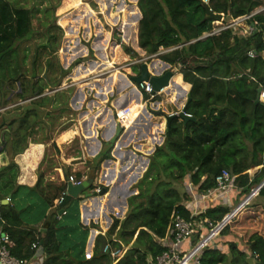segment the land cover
Returning a JSON list of instances; mask_svg holds the SVG:
<instances>
[{
	"label": "trees",
	"instance_id": "1",
	"mask_svg": "<svg viewBox=\"0 0 264 264\" xmlns=\"http://www.w3.org/2000/svg\"><path fill=\"white\" fill-rule=\"evenodd\" d=\"M137 1L141 13L136 25L138 45L147 56L156 55L171 66L168 70L181 73L183 80L191 84V99L186 111L193 119L176 116L164 134L155 136L156 149L136 186L139 192L128 198L125 218H115L110 229L104 235L99 234L94 254L87 258L85 249L91 255L99 232L90 230L97 227L95 223L87 226L81 222L80 202L84 197L75 198L63 207L55 204L67 191L70 170L63 167L66 180L59 184L46 180V174L41 171L34 186L17 182L20 168L15 157L27 149L41 123L49 125L57 118L49 108L63 110L68 102L64 91L44 94V84L26 75L18 43L33 35L29 11L14 7L8 0H0V91L14 88L18 98L30 100L0 114V131H4L0 146L10 158L0 168V200L11 195L8 204H0V221L3 231L12 240L11 253L18 258L31 262L36 259L38 264H156L157 257L167 249L163 241L172 237V221L177 216L217 223L231 211L219 203L195 215L187 204L191 199L188 190L183 192L176 183L191 182L199 192L209 193L217 187V176L227 169L232 185L241 188L242 194H249L264 180V100L258 101L260 89L264 90V10L248 20L255 27L249 35L237 26L204 37L214 29L208 7L213 12L224 13L226 18H235L251 14L262 2ZM138 56L133 48L119 46L115 63L122 65ZM143 63L149 64L148 61ZM143 63L133 66L132 75L140 72ZM158 64L157 60L149 67L158 70ZM48 65V70L57 75L54 63L50 61ZM67 73L64 69L60 74L63 77ZM61 80L55 79V85H60ZM185 90L177 76L164 91L172 92L173 101L181 104ZM8 95H4L0 106L8 105ZM159 99L157 95L148 97L151 102ZM141 107L139 102L137 112ZM134 114L121 112L120 120L128 129L134 126ZM165 123L164 120L161 124L153 122L151 130L162 131ZM94 134L93 131L92 137ZM104 142L90 161L95 171L104 160L113 158L114 143ZM146 162L145 158L130 159L120 164V170L116 171L120 173L124 166V170L134 175L146 166ZM260 166L251 177L249 170ZM115 174V170L107 166L105 177L108 179ZM85 175L75 174L77 179ZM89 188H95L94 184ZM117 190L116 187L110 190L103 203L92 199L83 207L84 220L91 218L98 209L102 210L105 226L111 223L110 213L122 216L127 207L115 199ZM257 197H264V186ZM61 211L65 213L60 215ZM221 235L235 238L227 242V250L215 245ZM35 242L38 249L32 248ZM240 243L246 248H241ZM107 244L119 249V256L114 258L110 251L105 252ZM200 262L264 264V204L260 201L247 204L203 250Z\"/></svg>",
	"mask_w": 264,
	"mask_h": 264
},
{
	"label": "rangeland",
	"instance_id": "2",
	"mask_svg": "<svg viewBox=\"0 0 264 264\" xmlns=\"http://www.w3.org/2000/svg\"><path fill=\"white\" fill-rule=\"evenodd\" d=\"M8 1L14 7L28 10L32 22V37L18 43L26 75L28 77L33 76L39 80V83L44 84L46 87L44 94H55L64 91L66 93L65 101L68 102L67 108L63 110H54L50 107L51 113L57 116V118H54L49 125L45 122L41 123L40 127H38L37 131L31 137L32 141L41 140L49 144L40 164L39 171L50 175L51 173H55L53 170L54 167L64 164L65 167L70 170L71 175L82 172L85 173L86 178H88L93 170L90 163L92 153L96 151V147L101 148V145L102 147L104 146L105 139L103 138V134H106L105 131L108 126L117 124L118 112L129 113L131 111L135 113L133 115L135 124H142L140 119L141 111L137 112L140 102L138 97L141 96V102H144L148 98L147 96H143V91L139 88L137 83L131 80L132 74L134 73L133 66L140 64L134 62L141 60H143V62L148 61L150 66L157 60L161 61L156 56H147L138 45L136 25H138L141 16L137 4L138 1ZM260 1L262 5L257 9L264 8V0ZM205 2L210 3V0H205ZM224 18H226L225 15ZM226 19L228 21L214 20V30L221 28L232 18L229 17ZM250 26L248 21H244L240 23L239 27L243 30L245 35H249L250 32H252ZM51 41L53 42L52 45L50 44ZM119 46L131 47L139 56L130 58L129 61L122 65H117L115 60L117 57V48ZM50 61L54 63V69H57V75L51 72V70H48V63ZM161 66L162 63L160 62L158 67ZM64 69L67 70L68 73L62 77L60 73ZM55 79H62L60 82L61 84L55 85ZM11 89L7 97L9 103L5 106L6 109L9 108L12 110L13 106L29 103L30 100L25 101L16 96L17 89ZM0 93L5 95L3 90H1ZM159 96V103L154 104L152 108L165 111L164 106L168 110H170V106H174L172 105L174 102L171 93L165 91L160 93ZM130 100L132 103L129 102ZM183 100L187 101L188 96H184ZM261 101H263L262 98ZM165 102H167L166 105ZM183 105L184 102L183 104H179L180 110L176 111L180 112ZM5 110L1 109L0 114L5 112ZM45 119L46 121L48 120L47 117ZM157 120H159V118H157ZM162 120L164 119L162 118ZM118 128L119 127H117V130ZM93 131L95 133L94 137H92ZM119 135L120 134H115L113 136L117 137V139L111 148V155L114 148L118 147L117 142ZM93 139H95V141H93ZM107 146L108 145L105 147ZM148 158L146 166L137 174L142 176L136 177L135 182L131 185V191H129V193L117 192L118 199L122 198L123 200L126 196L129 198L131 195H135L139 192L136 186L148 169L150 156H148ZM112 159L115 161L118 160L115 157ZM80 163L81 165L79 166ZM100 167L101 164L99 168ZM260 168L261 166L250 169V176L253 177ZM96 175L95 171L94 177H96ZM53 182L56 184L60 183L58 179H55ZM176 184L183 192L188 190L187 192L191 199L187 204L194 209L195 212L201 209L205 210L208 207L207 205L201 208L194 206L197 202L202 203L205 199L209 201V206L221 202L224 207L233 210L237 208L243 200L248 198L249 194L260 185L255 186L249 194H242L241 189L237 186H233L234 189L232 187L230 191L227 189L225 191L226 193L218 194L215 190L211 191V193H201L195 185L187 181L183 184ZM94 186L95 188L91 189L89 186L81 197H84L87 192L99 195L100 193L96 190L100 189V186L97 184H94ZM108 192L106 191L105 194L102 195L107 196ZM227 193L231 200L230 203L224 202ZM102 195L100 196L101 200L103 197ZM257 196L258 195L255 194L249 198L247 202L253 203L254 201H260L264 204V197ZM117 198L115 199L118 200ZM84 200L85 198H83L82 202H84ZM121 202L123 201H120V204H122ZM110 216L112 217V223L108 225V230L112 226L115 218L123 220L126 215L124 213L122 216L113 214H110ZM96 220V218H93L90 224L97 221L98 223H95L96 225L101 223L99 220ZM98 236L97 234L94 240V246H96ZM227 236L221 235L217 241L218 243L216 242L215 245H219L221 248L227 250V242L235 239L234 236ZM113 237H115V235ZM240 247L246 248L245 245L241 243ZM85 255L86 257L88 256L86 249Z\"/></svg>",
	"mask_w": 264,
	"mask_h": 264
},
{
	"label": "crops",
	"instance_id": "3",
	"mask_svg": "<svg viewBox=\"0 0 264 264\" xmlns=\"http://www.w3.org/2000/svg\"><path fill=\"white\" fill-rule=\"evenodd\" d=\"M160 62L162 63V66L159 67L158 70H153V69H151L149 67L150 71L153 74H155V75H161V74H163L165 71H167L171 67L169 64H167L165 62H162V61H160ZM177 76L180 77V81H182L184 83L185 87H186L185 93L183 95V99H184V96H188V94L191 91V84L186 83L183 80V75L181 73H179V72L174 74V76L170 80L169 86L165 87L164 90H166L167 88L170 87V84L173 83V79L175 77H177ZM164 90L162 92H165ZM9 91H10V89L8 87H6L5 96L8 95ZM166 92L172 94V92H170V91H166ZM142 94H143L144 97H146L144 95V93H142ZM159 95H157V96H159ZM5 96L3 95V93H0V103L4 100ZM148 97H149V95L147 94V98ZM141 99H142L141 96L138 97V100L140 101V104L142 105V108L140 109V111H141L140 112L141 113L140 119H141V123L142 124L141 125H136L135 122H134V124H133L134 126L131 129H128V127H127L126 129L124 128V129L121 130L120 135L118 136V142H117V145H118L119 142H121V144L119 145L120 148H118V147L114 148V150L112 152L113 157L117 158L118 160L117 161H115L114 159H106V160H104L101 163V167L98 170H96V174L97 175L95 177L94 183H92V184L99 185L100 188H102V190H106L107 192L112 190L114 187H116V189L118 188V190L115 193L116 196L118 194L117 192H120V193L128 192L129 193V191H131V189H130L131 185L135 182L136 177L139 176L137 174L140 173V172H137L136 174L132 175L130 171L124 170L125 169L124 166L122 167V171L123 172L121 171L120 173H118L117 171L120 170L119 167H121V165H124L125 162L127 160H130V159L138 160L140 158H145L146 160H148L149 159L148 156H151L154 153L155 149H156V144H155V141H154L155 136L157 134H159V136L164 134L166 129H167V127H168L167 126L166 116L167 115H171V114H175L176 112H178L176 110H180V106L177 103V100L173 101L174 104H172V105H174V106H170V110H168L164 106V110L166 111L165 112L163 110L159 111V110H155V108H152L154 104L159 103V100L154 101V102H148V99H146L144 102L143 101L141 102ZM177 99H178V96H177ZM185 101L186 100H183L184 105L187 102V101L186 102ZM129 102L132 103L131 100ZM183 102H182V104H183ZM166 104H167V102H165V105ZM174 107H175V109H174ZM4 108L5 107L0 106V110L1 109L5 110L6 108L5 109ZM161 116H163V117H161ZM157 118H159V120H157ZM162 118L164 119V121H166L165 128L162 131L157 130L158 128H155V130H153V129L151 130V123L156 122V124L157 123L161 124V122L163 121ZM117 127H119L118 123L116 125H113V126H112V124L110 126H108L106 131H105L106 134H103V138L105 140H112L114 138L113 136L115 134H117ZM142 133L145 134L146 138L145 137L144 138L141 137ZM3 134H4V131H1L0 142H2ZM152 138H153V140H152ZM139 139H141L142 141H138ZM93 141H95V139H93ZM47 147H49V144L44 143V141H41V140L32 141L31 138H30L29 145H28L27 149L23 153H20V154H18L15 157V161L19 165V168H20L19 176H18V179H17V182L19 184L27 185V186H34L37 183L39 172H40L39 171V167H40V164H41V162L43 160V157L45 155ZM101 148H102V145H101ZM101 148H97V147L95 148L96 151L94 153H92V158L98 154V152L101 150ZM9 160H10L9 156L7 155L6 152L3 151V146L1 145L0 146V168L2 166L6 165L9 162ZM81 163L79 164V166L81 165ZM108 163H110V164H108ZM109 165H110V167L112 169L115 170V173H117V174H115L113 176H110L107 179L105 177V172H106L107 166H109ZM64 166L65 165L62 164V165H57L56 167H54L53 170H54L55 173H53V174L49 173L50 175L46 174V180L54 181L55 179H58L60 182L66 180V176H65V173H64V170H63ZM75 169H77V168H75ZM141 176L142 175H140L139 177H141ZM115 181L117 182V184H115L116 183ZM123 182H125L126 184H124L122 186ZM233 186L234 185H232L230 188H228V191L232 190L231 188ZM234 187H233V189H234ZM225 191L226 190L218 191L217 193L218 194H223ZM101 195H102L101 193L99 195H94L92 193V196L88 197L86 195V193H85L84 202H82V201L80 202L81 222L84 225L90 224V222L92 221L93 218L94 219L96 218L97 220H99L101 222V223H99L100 226L98 224L97 227L90 229V230H92V229L97 230L99 232L98 235L99 234H103L104 235L107 232V230H108L107 229L108 226H105L104 222H103L102 210H100V209L96 210L94 212V215L91 218H89V219H87L85 221L83 216H82V209H83V207H86V205H88L92 199L95 200L96 202H97V199H98L99 203H103V201H106L107 196L102 195L103 197H102V200H101V197H100ZM225 197L226 198L224 199V202L230 203L231 200H230V198L228 196V193H227V195H225ZM206 200L207 199L203 200V202H202L203 204L200 203V202H197V204H195L194 206L198 207V208H201V207L207 205L209 207L210 203H209L208 200L207 201ZM120 201H123V202H121L122 203L121 205H126V207H127L126 212H125V215H126L127 211H128V197L127 196L124 197L123 200H122V198H119L117 200V202H120ZM9 202H10V200H9ZM215 204H217V203H215ZM191 206H192V204H191ZM191 210L193 211V213L197 212V214L199 212H203L204 211L203 209H201V210L195 212L194 209H192V208H191ZM110 214L117 215L116 213H110ZM110 214H109V217L111 219L112 217L110 216ZM95 223H98V221L95 222ZM111 223H110V225H111ZM89 235H90V233H89ZM191 244H192L191 242H185L183 244V248L186 249ZM86 247H87V245H86ZM94 249H95V246L93 244L91 256L88 255L87 258H91L93 256ZM38 263H39V261H37L36 259L33 261V264H38Z\"/></svg>",
	"mask_w": 264,
	"mask_h": 264
},
{
	"label": "built area",
	"instance_id": "4",
	"mask_svg": "<svg viewBox=\"0 0 264 264\" xmlns=\"http://www.w3.org/2000/svg\"><path fill=\"white\" fill-rule=\"evenodd\" d=\"M262 9H255L251 14L243 15L239 17L232 18L229 20L227 24L222 26L219 29H213L210 33H205L204 37L220 34L222 31L230 28L239 27L241 22L248 21L254 15L263 11ZM223 21H226L224 18ZM228 21V20H227ZM251 25V24H250ZM251 30H254V25L250 26ZM251 33V32H250ZM156 56V55H153ZM141 61H136L134 63H141ZM139 88L149 95V98H153L156 95L162 93V91H154L152 85L149 82H142L137 84ZM259 98L264 100V90L260 89ZM148 102H151L148 100ZM179 112H176L177 114ZM187 115L192 116L190 113L186 112ZM121 112H118V126L122 129H126L127 126L120 120ZM86 178V176L81 179H77L75 175H70L68 177V181L72 182L74 185L81 184ZM217 187L214 189L215 191H224L232 186V176L231 173L227 169H223L221 173L216 178ZM213 190V191H214ZM98 193L102 191V189L96 190ZM211 193V191L209 192ZM67 191H65L60 198H58L55 202L57 205H60L61 202L65 199ZM256 194V193H255ZM254 196V195H253ZM248 198L243 200L237 208L231 210L221 221L214 223L212 221H198V220H186L180 216H177L172 221L171 233L172 237L166 238L163 242L167 246V249L157 257L156 264H201L200 256L203 250L211 243L215 241V239L221 234V231L226 227V225L249 203L247 201ZM246 202V203H245ZM245 203V204H244ZM65 211H63V214ZM200 213V212H199ZM198 213V214H199ZM195 215L197 213H194ZM61 215V214H60ZM3 222L0 221V264H33V262L28 261L26 259H21L14 256L11 253L12 240L7 232L3 231ZM185 242H191L188 248L184 249L183 244ZM33 249H38V243H33ZM105 252L110 251L112 257H117L120 254L119 249L112 248L109 244H107L104 248ZM41 256V254H40Z\"/></svg>",
	"mask_w": 264,
	"mask_h": 264
},
{
	"label": "water",
	"instance_id": "5",
	"mask_svg": "<svg viewBox=\"0 0 264 264\" xmlns=\"http://www.w3.org/2000/svg\"><path fill=\"white\" fill-rule=\"evenodd\" d=\"M207 11H208V16L214 20L221 21L224 19V13L213 12L209 7L207 8ZM174 74H175L174 71L167 70L161 75H155L150 71L149 64L143 63L141 65L140 72L138 74L133 75L131 77V80L137 84L142 83L144 81L149 82L152 85L154 91H161L165 87L169 86L170 80L174 76ZM34 76H35V70H34ZM190 99H191V93L188 94V100L179 113L166 116L168 127L171 125L172 119L175 118L176 116H180L181 118L185 120L193 119L192 116H189L186 114L187 112L186 107H187V104L190 102ZM258 101H260L259 97H258ZM120 132H121V128L119 127L117 130V134H120ZM116 139L117 137H114L111 140V142L114 143ZM94 175H95V170L93 169L91 171V175L86 180H84L81 184L74 185L72 182L68 181L67 194H66L65 199L61 202L60 206L63 207L67 203H69L71 200L80 197L83 194V192L94 182L95 180ZM263 186H264V181L258 186L257 189L253 190V192L249 194L248 198H251L253 195H255V193L258 195ZM105 192L106 190H102L100 193L104 194ZM86 195L88 197L92 196L91 193H87ZM10 199H11V195L7 199L0 200V204H7ZM62 213L63 211L60 212V214Z\"/></svg>",
	"mask_w": 264,
	"mask_h": 264
},
{
	"label": "bare ground",
	"instance_id": "6",
	"mask_svg": "<svg viewBox=\"0 0 264 264\" xmlns=\"http://www.w3.org/2000/svg\"><path fill=\"white\" fill-rule=\"evenodd\" d=\"M248 200H249V198H248Z\"/></svg>",
	"mask_w": 264,
	"mask_h": 264
}]
</instances>
